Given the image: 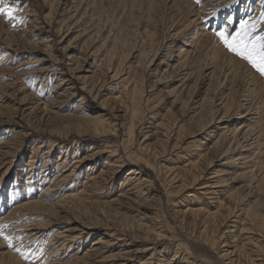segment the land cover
Listing matches in <instances>:
<instances>
[{"label":"rangeland","instance_id":"rangeland-1","mask_svg":"<svg viewBox=\"0 0 264 264\" xmlns=\"http://www.w3.org/2000/svg\"><path fill=\"white\" fill-rule=\"evenodd\" d=\"M6 6L14 15L0 14V225H8L3 231L12 243L0 236V264H64L98 237L108 241V231L116 239L105 264H139L154 251L136 253L145 243L166 260L183 243L170 264H182L185 252L183 264L195 259L225 264L220 252L233 249L240 264H264V76L216 35L225 28L234 34L242 20L258 19L264 0H7L0 5ZM255 34H264V24ZM186 73L191 77L181 87ZM205 74L211 79L203 82ZM133 97H139L137 108ZM80 114H104L109 135L75 123ZM131 127L132 140L123 145ZM236 132H246L248 146L234 141ZM219 137L223 142L214 148ZM107 144H118L113 162L122 156L123 164L110 167L114 174L105 162ZM133 150H144L150 161L139 182L151 181L128 200L118 194L134 167L126 158ZM239 155L249 159L252 176H239L244 166ZM167 167L178 173L175 179ZM93 173L102 174L100 183L91 185ZM214 176L223 182L221 200L204 188ZM84 188L93 196L76 214L104 225L83 235L81 246H61L65 226L76 222L64 213L51 216L26 206H56L63 193L68 201L79 199ZM189 193L195 196L188 198ZM194 204L216 212L209 221L216 237L223 234L216 245L199 236V218L196 224L189 214L181 224L180 209ZM242 208L258 216L243 220ZM139 218L173 237L158 239L151 232L146 239L136 226Z\"/></svg>","mask_w":264,"mask_h":264},{"label":"bare ground","instance_id":"bare-ground-1","mask_svg":"<svg viewBox=\"0 0 264 264\" xmlns=\"http://www.w3.org/2000/svg\"><path fill=\"white\" fill-rule=\"evenodd\" d=\"M196 23V22H195ZM208 24V23H207ZM201 31V30H200ZM199 33V32H198ZM198 35V34H197ZM49 40V39H48ZM184 50H186V49H184ZM183 52V51H182ZM185 52H187V51H185ZM182 61H183V59H182ZM159 62V61H158ZM182 63V62H181ZM57 65V64H56ZM148 66V65H147ZM52 68V67H51ZM61 68V67H60ZM148 68V67H147ZM57 69V68H56ZM64 69V68H63ZM147 70V69H146ZM156 70V69H155ZM236 70V69H235ZM240 69H238V71H239ZM64 71V70H63ZM66 71V70H65ZM182 71V70H181ZM235 73V72H234ZM59 75V74H58ZM115 75H117V73L115 74ZM115 75H113V76H115ZM65 76V75H64ZM205 76H206V78H205V80L203 81V82H206V79L207 80H210L211 78H208V76H209V74H205ZM190 75L188 74V73H186L185 74V76H183V82H182V84H181V87H185L186 86V83L188 82V80L190 79ZM62 82V81H61ZM202 82V83H203ZM210 82V81H209ZM59 84V83H58ZM61 85H63V84H61ZM180 85V84H179ZM60 86V85H59ZM65 88V87H64ZM59 90V89H58ZM231 92V91H230ZM61 93V92H60ZM206 96V95H205ZM139 98V97H138ZM138 98L136 99V98H134L133 97V105H134V107H138V105H139V101H138ZM140 100V99H139ZM200 100V99H199ZM82 103V102H81ZM199 103V102H198ZM62 104V103H61ZM215 105V104H214ZM214 107V106H213ZM131 109V108H130ZM107 113V112H106ZM213 113V112H212ZM221 114V113H220ZM70 115V114H69ZM214 115H215V113L214 114H212L211 115V119H212V121H210V125H213L212 123H213V119H214ZM103 116H105L104 114H99L98 116H96V117H91V116H87V115H77V116H75L73 119H74V121H75V123L77 122V124H80V125H82V126H84L85 124H87L88 126L87 127H92L91 129L93 130V132L94 133H96L97 135H101V134H105L106 132H107V128H109L110 126L107 124V122H106V119H104V118H102ZM224 116L225 115H223L222 116V118H221V121H222V119L224 118ZM216 117V116H215ZM219 117V116H218ZM242 120V119H241ZM244 120V119H243ZM158 124V123H157ZM160 124L161 125H163L164 123L162 122H160ZM207 124V123H206ZM165 126V125H164ZM208 128H209V126H208ZM212 128V127H211ZM135 129V128H134ZM134 129H133V127H131L129 130H128V140H124L123 141V145L125 144V143H130L131 142V140H132V135H133V133H134ZM207 129V128H206ZM109 130V129H108ZM209 131V130H208ZM219 131V130H218ZM110 132V131H109ZM116 132V131H115ZM212 132V131H211ZM108 133V132H107ZM106 133V134H107ZM170 133V132H169ZM246 132H240V133H238V132H236L235 133V138H234V141L237 143V144H239V142L242 140V142L243 143H246V145L245 146H248L249 145V141H250V139H249V137H248V135H246L245 134ZM253 133V132H252ZM95 134V135H96ZM110 134H112L111 132H110ZM107 135H109V133L107 134ZM115 135V134H114ZM252 135V134H251ZM170 137V136H169ZM187 138V137H186ZM196 138V137H195ZM167 139V138H166ZM207 139V138H206ZM254 139V138H253ZM170 140V139H169ZM168 141V140H167ZM203 141V140H202ZM220 141H221V138L219 137V139L214 143V148L216 147V146H221V144H222V142L223 141H221V143H220ZM257 141V140H256ZM55 142V141H54ZM54 142H51V144L53 145L54 144ZM111 142V141H110ZM210 142V141H209ZM219 143V144H218ZM112 144V143H111ZM240 144H242L241 142H240ZM55 145V144H54ZM107 145H109V144H107ZM118 144H116V145H109L108 146V148L107 149H109L108 150V153H109V155H110V158L109 159H107L105 162H106V165H109V169H108V173H110V174H114L115 172H116V169H114V168H110V167H112V166H115V162H120V163H122L123 164V161L121 160L122 159V156H120V157H118L117 159L118 160H116V161H114L113 162V160H112V157L114 156H117L118 154V152H119V149H118V146H117ZM40 146V145H39ZM105 146V145H104ZM52 148V147H51ZM50 148V149H51ZM105 148V147H104ZM210 148H212V147H210ZM37 149V148H36ZM143 151L144 150H142L141 152H139L138 150H133V151H129L128 152V155L126 156V158H127V160H129L130 162L129 163H131L132 164V166L134 165V167H132V168H130L129 169V173H128V176L126 177V181L124 182V183H126V187H124L123 189H121V193H119L118 194V196H121V197H123V198H125V199H128V200H130V199H132V197L133 196H135V195H137V194H134V195H131L130 193L132 192V191H134L135 190V192H136V190L137 189H139V188H141L140 186H142V183H145V184H149L150 183V179H147V177H143V182H139V180L141 179V177H137V176H139V175H141V176H143L145 173H146V166L148 167V166H150V161H149V159H147L146 157H145V154L146 153H143ZM199 151V150H198ZM240 151H241V149H240ZM243 151H247V150H244V148H243ZM48 152H50V150L48 151ZM192 152V151H191ZM201 153H203V152H201V151H199L198 152V156H199V154H200V156H201ZM249 153V152H248ZM15 154V153H14ZM97 156V155H99L98 154V152H93V154L91 155V156ZM247 156V155H246ZM113 157V159H115ZM87 158H89V157H87V156H85V157H83V159L82 160H80L79 162H82V161H84V159H87ZM238 159H241V161L239 162V164H243L244 166L243 167H241L242 169V171H241V173H240V175L239 176H241V177H248V176H250L251 175V173H252V171L249 169L250 168V166H249V159H247V157H245V156H242V155H239L238 156ZM126 160V161H127ZM251 160V159H250ZM2 161V160H1ZM30 162V161H29ZM74 162V161H73ZM76 162H78L77 160H76ZM198 161H196V162H194L193 161V163L195 164V166L198 164L197 163ZM247 163V164H246ZM251 163V162H250ZM2 164V163H1ZM81 165V164H80ZM74 166V165H73ZM152 166V165H151ZM115 167H118V166H115ZM75 169V168H74ZM249 169V170H248ZM171 168H166V172H168L170 175H173L172 176V178L171 179H175L176 177H177V175H178V173H174V171L173 172H171ZM104 171V170H103ZM73 172V171H72ZM106 172V171H105ZM74 173V172H73ZM103 173V172H102ZM94 174V175H93ZM92 174V177H90V180H92L91 182H92V184L91 183H89V184H91V185H94V184H97L98 182H99V179L101 178V176H102V174L100 173V174H95V173H93ZM106 175V174H105ZM104 175V176H105ZM108 175V174H107ZM134 176V177H133ZM252 176V175H251ZM135 177H137L138 179L137 180H134L133 181V179H135ZM194 177V180H193V182L195 183L196 181H197V175H194L193 176ZM217 176H214V177H212L211 179H208L207 181H206V183H207V185H204V188L206 189V191H211V193H213V194H217L215 197H216V199H218V200H221V198H222V196H221V193H224L223 191H224V189L222 188V184L221 183H223L222 182V180H219L218 179V177L216 178ZM88 178V177H87ZM86 178V179H87ZM149 178V177H148ZM104 179H106V178H104ZM108 179V178H107ZM60 180V179H59ZM109 180V179H108ZM101 181V180H100ZM131 183H130V182ZM255 181V180H254ZM107 182V181H106ZM27 183V182H26ZM100 183V182H99ZM105 183V182H104ZM123 183V185H125ZM197 183V182H196ZM205 184V183H204ZM85 185V184H84ZM99 185V184H98ZM103 185V184H102ZM250 186V185H249ZM103 187H104V185H103ZM122 187V186H121ZM98 188V187H97ZM99 189V188H98ZM120 191V190H119ZM138 191V190H137ZM195 191V193H196V190H194ZM203 191V190H202ZM140 192V191H139ZM79 193H83V197H81V198H79V199H72V201H68L67 199H65L66 198V196H63L64 195V193H63V195H61L62 197H60V198H58V201H57V203L55 204L56 206H49V205H46V204H44V203H41V202H34V203H30V204H27V208L29 209H32L33 211H37V212H46V213H48L49 215H51L52 216V214H53V216L55 215V216H57L59 213H64V214H66V215H69L70 216V218H72V221H74V222H76V224H75V227H71V225H67V226H65V228H64V230L62 231V233H61V236H60V240H62V242H61V246H65L66 245V247H69V248H71L72 246H73V244H76V243H80L81 242V238L83 237V235L85 236V235H87V236H91V235H94L95 234V230L98 228H101V226L102 225H104V224H100V226H99V224H96V223H94L92 220H86V219H83V218H81V216H78L76 213H77V210H79L80 209V207H82V205L83 204H86V203H88L89 201H90V199H92L91 197H90V195L92 194V196H93V191H91V188L89 189H82ZM78 193V194H79ZM136 193H138V192H136ZM41 194V193H40ZM71 194V193H70ZM74 194V193H73ZM95 194V193H94ZM140 195V194H139ZM195 196V194L194 193H189V195L187 196L188 198H193ZM33 199V198H32ZM62 199H64V201H61ZM117 199V198H116ZM118 200H122V199H118ZM192 200V199H191ZM190 200V201H191ZM41 201V200H40ZM113 201V200H112ZM195 201V200H194ZM224 200H222V202H223ZM50 203V202H49ZM87 205V204H86ZM176 205V204H175ZM226 205V204H225ZM87 207V206H86ZM227 207L229 208V205H227ZM83 208V207H82ZM81 208V209H82ZM185 208V209H184ZM235 208H237L236 206H234V208L232 209L233 210V212H234V210H235ZM23 209V208H22ZM255 209V208H254ZM253 209V210H254ZM85 210V209H84ZM83 210V211H84ZM89 210V209H88ZM82 211V212H83ZM206 211V208H204L202 205L201 206H199V205H191L190 207H189V205H186V207H183V209H180V211H179V213H180V217H181V224L183 223V222H185L187 219H186V216L187 215H189L190 214V216H192L193 217V220H194V223H196L197 222V220H198V218H199V221H200V223L202 224V230L200 231V235L199 236H202V239L204 240V242H207V243H209L210 244V242L213 244V245H216L217 244V241L218 240H220V237H222V235L223 234H221V236H217L216 237V235H214L215 234V230H213V229H210V223H209V221H210V217H212V215L214 216L215 214H216V212H214V213H208L207 211ZM240 211H242V217H243V215H244V218H243V220H245V218H246V221L247 220H249V222L251 221V222H253L255 219H256V217L258 216V214L255 212H253L252 211V209H249V208H247V209H245V208H242V209H240ZM264 212V211H263ZM203 213H205L204 214V216H203V218H200L202 215H203ZM16 214V213H15ZM85 215H86V213H84ZM88 214V213H87ZM240 215V214H239ZM238 215V216H239ZM88 216V215H87ZM237 216V217H238ZM96 219H99V218H96ZM225 219V218H224ZM94 220V219H93ZM103 220V219H102ZM97 221V220H96ZM103 222V221H102ZM212 222V221H211ZM263 222V221H262ZM50 223V222H49ZM70 223V222H69ZM209 223V224H208ZM197 224V223H196ZM132 226V225H131ZM137 228H138V230L140 229L141 231H143L144 232V234H145V237H148V238H146V239H151V237H150V234L149 233H153L154 234V238H172L173 236H171V235H169V237H166L167 236V234L166 233H163L164 231L163 230H161V228H163L162 226H160V227H158V225L157 224H155V225H149V224H147V223H145V222H143V218H139L138 220H137ZM135 226V227H136ZM35 227H37V226H35ZM126 227V226H125ZM181 227V226H180ZM214 227V226H213ZM234 227H237L236 225L234 226ZM129 228V227H128ZM104 230H106V231H108V229H111V228H109V227H104L103 228ZM131 229H132V227H131ZM230 230V229H229ZM228 230V231H229ZM99 230H97L96 232H98ZM128 231V230H127ZM233 231H235V229H233V230H231L230 232H233ZM108 232H110V233H108V234H110V239L108 240V241H104L103 240V238L104 237H98L93 243H92V246L91 247H89V248H87V250H86V252L83 254V255H81V256H77V257H75V259L73 260V261H70V262H67V263H64V264H105V262L106 261H104V259H108L109 257H112L114 254H108V255H105V253L106 252H109V250L110 249H112L113 248V244H112V240H113V238L114 239H116L113 235H114V233H112L111 231H108ZM123 232V231H122ZM103 233V232H102ZM104 233H106V232H104ZM26 235V234H25ZM35 235V234H34ZM105 235H107V234H104V236ZM32 236V235H31ZM103 236V235H102ZM37 237V236H36ZM108 237V236H107ZM123 237V236H122ZM233 238H236V235H233L232 236ZM30 238V237H29ZM119 239H120V237H118ZM198 238V237H197ZM201 238V237H200ZM34 240V239H33ZM118 241H122V240H118ZM37 242V241H36ZM128 241H126V243H127ZM58 243V242H57ZM224 243H226V242H224ZM146 244V243H145ZM143 245L142 244V246L141 247H139L138 246V248L136 249V253H140V252H146V251H148L150 248L152 249V250H154V251H152L151 252V254H149V256H146V257H144V258H141L140 259V261H139V264H159L158 262H157V260L160 262V264H170L171 262H172V260H174L175 259V257H177V255L179 254V253H181V249H182V247H183V243H178L177 244V246H176V249H175V251H174V254H173V257H172V259H167L166 260V258L163 256V255H161V258L159 257L160 256V254L161 253H159V252H157V249L156 248H154V247H149V245ZM244 244V243H243ZM27 245V244H26ZM80 246L82 245V243H80L79 244ZM139 245V244H138ZM242 246H244V245H242ZM219 247V246H218ZM247 247V246H246ZM80 248V247H79ZM3 249V248H2ZM187 249V248H186ZM185 249V250H186ZM1 250V249H0ZM79 250V249H78ZM134 250V249H133ZM184 250V249H183ZM112 251V250H111ZM3 252V251H2ZM131 252V251H130ZM133 252V251H132ZM248 252V254H250L251 255V253L249 252V251H247ZM246 252V253H247ZM111 253V252H110ZM220 253H222L219 257L220 258H225V261H224V263L225 264H236L237 262V264H240L239 262H241L240 261V259H239V257L238 258H235L236 257V250H232V251H229L228 252V250H226V251H222V252H220ZM3 255L2 256H5L6 255V253H2ZM157 254H159V256H157ZM183 254V253H182ZM181 254V255H182ZM104 255V256H103ZM127 255V254H126ZM130 255V254H129ZM187 255V253L185 252L184 253V255H183V257H182V259H180V263H182L183 264V261L184 262H186V260H188V257H189V255L188 256H186ZM250 255H248V256H250ZM116 256V255H115ZM123 256V255H122ZM128 256V255H127ZM157 256V257H156ZM252 256V255H251ZM250 256V257H251ZM11 257V256H10ZM63 257V256H62ZM102 257V259H99V258H101ZM132 257V254H131V256L130 257H127V259H130ZM179 257V256H178ZM120 258V257H119ZM126 258V257H125ZM134 258V257H133ZM252 258H254V257H252ZM5 259V258H4ZM47 259V258H46ZM122 259V258H121ZM192 259V258H191ZM227 260V261H226ZM250 260H251V258H250ZM90 261H92V262H90ZM175 261V260H174ZM194 261H197L196 259L195 260H192V261H190V262H188V264H194L195 262ZM104 262V263H103ZM109 262V261H108ZM125 262V261H124ZM164 262H166V263H164ZM193 262V263H192ZM252 262H253V260H252ZM114 264V263H113ZM120 264V263H119ZM122 264V263H121ZM195 264H197V262L195 263Z\"/></svg>","mask_w":264,"mask_h":264},{"label":"snow or ice","instance_id":"snow-or-ice-1","mask_svg":"<svg viewBox=\"0 0 264 264\" xmlns=\"http://www.w3.org/2000/svg\"><path fill=\"white\" fill-rule=\"evenodd\" d=\"M197 4L201 0H195ZM0 5H7V0H0ZM0 14H6L8 17H13L14 9L10 6L0 7ZM264 24V11H261L258 19L242 20L239 24V29L231 34L227 28L218 31L216 35L220 39L223 46L231 53L245 60L251 65L261 76H264V34L256 35L259 25ZM8 225H0V236H3L5 241L10 245L12 237L5 235L4 229ZM17 251L21 250L17 248ZM21 255H24L21 252ZM27 259V256L24 257Z\"/></svg>","mask_w":264,"mask_h":264}]
</instances>
